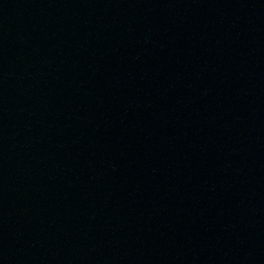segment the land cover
Returning <instances> with one entry per match:
<instances>
[{
    "label": "water",
    "instance_id": "1",
    "mask_svg": "<svg viewBox=\"0 0 264 264\" xmlns=\"http://www.w3.org/2000/svg\"><path fill=\"white\" fill-rule=\"evenodd\" d=\"M0 264H61L1 171Z\"/></svg>",
    "mask_w": 264,
    "mask_h": 264
}]
</instances>
